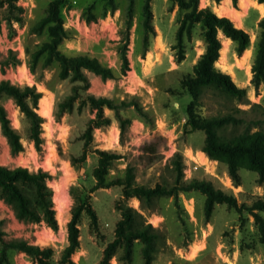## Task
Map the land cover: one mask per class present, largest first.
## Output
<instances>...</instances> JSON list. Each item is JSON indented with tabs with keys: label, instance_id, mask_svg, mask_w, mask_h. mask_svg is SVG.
<instances>
[{
	"label": "rangeland",
	"instance_id": "374dc122",
	"mask_svg": "<svg viewBox=\"0 0 264 264\" xmlns=\"http://www.w3.org/2000/svg\"><path fill=\"white\" fill-rule=\"evenodd\" d=\"M52 1L0 0V83L35 88L41 96L35 110L42 130L38 148L32 139L31 120L12 97L2 95L0 104L24 150L13 153L0 120V165L22 166L35 173L43 170L51 175L48 185L53 191L58 226L22 221L0 198L3 237L50 247L51 260L60 264L69 244L68 224L73 210L80 201H87L97 221L89 211L82 214L81 248L72 260L75 264H99L115 238L121 204L139 211L160 232L154 264H264L259 225L246 211L240 214L228 204H217L208 221L206 197L199 191L177 190L148 209L138 198L124 199L122 187L94 190V170L100 158L97 150H104L120 155L109 179L124 177L132 169L139 185L174 186L178 180L189 183L197 179L234 196L240 206L264 201V179L247 169L239 170L234 179L226 164L212 160L203 151L206 133L190 126L192 96L185 80L194 74L195 65L206 52L201 25H184L186 11L174 0H151L154 33L148 35L144 26L147 0H64L61 14L67 38L60 51L68 57L87 55L112 68L114 79L89 74L87 93L111 99L119 106L105 110L111 124L94 131L87 158L79 161L86 150L85 133L96 111L83 100L63 107L76 83L60 78L57 63L45 65L43 57L34 69L30 67L31 54L50 40L47 29L39 24ZM229 1L232 9L241 10L242 0L237 5ZM225 2L200 0V7H210L217 14V8ZM258 3H250L241 22L228 17L250 36V46L243 53H239L237 43L219 33L223 48L217 67L245 89L247 96L238 99L208 87L203 89L197 106L203 118L235 119L220 132L228 138L264 129V77L257 87L253 71L261 36L259 23L264 19ZM125 57L129 71L124 75ZM43 105L48 114L42 113ZM123 120L129 121L124 132ZM143 249L142 242H135L131 264H146ZM120 255L121 251L110 264H125ZM8 257V263L0 264H39L17 250H11Z\"/></svg>",
	"mask_w": 264,
	"mask_h": 264
},
{
	"label": "trees",
	"instance_id": "16d2710c",
	"mask_svg": "<svg viewBox=\"0 0 264 264\" xmlns=\"http://www.w3.org/2000/svg\"><path fill=\"white\" fill-rule=\"evenodd\" d=\"M182 10H185L184 25L187 23H199L203 29V37L206 41V52L194 67V74L185 80V86L192 96V102L188 107L189 122L193 129L206 133V141L203 151L215 161L228 166L231 176L236 179L241 169H247L258 173L264 179V129L255 132H245L228 138L220 132L230 123L235 121L231 116L203 118L197 112V106L204 88L215 87L228 95L241 99L247 96L245 89L239 88L232 77L217 67L223 48L219 37L221 32L226 38L238 44L239 53H243L250 46V36L243 29L237 28L228 17L218 16L210 7L201 8L200 0H174ZM264 4V0H258ZM237 5L239 0H233ZM64 0H53L47 11V16L40 22L39 27L47 29L50 40L42 48L31 54L30 67L34 69L37 63L44 57L45 65L57 63L60 68L61 79H70L76 83L73 93L62 104L63 107H72L78 100L89 104L96 111V117L91 120L85 133L86 150L79 161H85L87 150L94 141V131L111 124V119L105 115L106 109L119 108L111 99L96 97L88 94L91 83L89 74L102 77L104 80L114 79L115 72L112 68L104 66L98 59L87 55L68 57L60 51V46L67 38V31L62 17ZM153 12L151 0L145 5V31L154 33L152 24ZM261 36L256 61L253 67L255 73L254 83L258 87L260 77H264V19L259 23ZM123 74L129 71V62L125 57ZM8 95L12 97L22 112L32 122V139L38 148L41 147V118L36 112L40 94L35 88L22 89L10 82L0 83V97ZM32 101L33 105L30 104ZM0 120L4 135L7 137L14 154L24 150L21 138L10 126V120L6 109L0 104ZM128 120L121 121V129L124 132ZM99 162L94 170L96 185L94 190L122 187L123 198H138L142 205L151 209L155 202L164 197L172 196L175 191L183 192L199 191L205 197V214L209 221L217 204H228L242 214L250 213L259 225L261 242L264 244V201H258L253 206H240L234 196L227 195L222 190H217L206 181L192 180L187 183L178 180L174 186L157 184L155 187L139 185L132 169H128L124 177L109 179L108 175L113 163L120 158L116 152L97 150ZM51 175L40 170L31 172L28 168L19 166L9 168L0 165V198L10 205L22 221L41 223L45 221L50 226L57 228L56 212L53 202V191L48 185ZM121 219L117 223L114 240L107 246L99 264H110L111 260L121 251L120 261L131 264L133 259L134 244L140 241L144 244L143 254L146 264H154L155 254L158 251V243L161 239L160 232L148 223L146 218L136 209L128 205H119ZM89 211L96 222L97 216L87 201L79 202L74 210L71 221L68 224L69 244L64 250L60 264H75L73 255L81 248V230L79 228L82 214ZM2 222L0 221V225ZM17 250L24 252L39 264H55L52 260L53 249L41 248L29 245L21 240H6L0 231V262H9V252Z\"/></svg>",
	"mask_w": 264,
	"mask_h": 264
},
{
	"label": "bare ground",
	"instance_id": "6f19581e",
	"mask_svg": "<svg viewBox=\"0 0 264 264\" xmlns=\"http://www.w3.org/2000/svg\"><path fill=\"white\" fill-rule=\"evenodd\" d=\"M250 2H251L250 0L242 1L241 2V8L243 10H246L248 8ZM259 7H260V9H262L264 11V7H262V6H259ZM217 14L219 16H225V17L233 18V19H235L237 21L240 20L242 18V16H243L241 12L237 11V9L236 10L231 9L229 7V3L227 4V1L223 4V6L217 8ZM246 58H247V56L245 57V60H246ZM49 107H50V105H49ZM42 110H43L42 113H47L46 112L47 111V106L43 105Z\"/></svg>",
	"mask_w": 264,
	"mask_h": 264
},
{
	"label": "crops",
	"instance_id": "0c3cea01",
	"mask_svg": "<svg viewBox=\"0 0 264 264\" xmlns=\"http://www.w3.org/2000/svg\"><path fill=\"white\" fill-rule=\"evenodd\" d=\"M227 1V4L229 3V7L231 8V6H230V1L229 0H226ZM240 1V0H239ZM242 1H245V0H242ZM251 2H253V0H250ZM250 2V3H251ZM223 6V5H222ZM249 6H250V4H249ZM249 6H248V8H249ZM258 6H262V7H264V4H261V3H258ZM248 8L246 9V10H243L242 8H241V10H238L237 9V11H239V12H241L242 13V18L240 19V22L244 19V17H245V12H247V10H248ZM232 9V8H231ZM234 10H236V9H234ZM220 17H225V16H220ZM239 23V22H238ZM236 26V25H235ZM237 28H239L238 26H236ZM231 43V42H230Z\"/></svg>",
	"mask_w": 264,
	"mask_h": 264
}]
</instances>
